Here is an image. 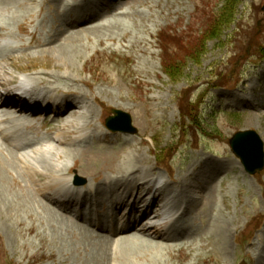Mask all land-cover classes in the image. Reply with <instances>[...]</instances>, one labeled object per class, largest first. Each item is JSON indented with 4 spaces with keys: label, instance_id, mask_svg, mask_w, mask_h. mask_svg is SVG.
I'll return each instance as SVG.
<instances>
[{
    "label": "rangeland",
    "instance_id": "rangeland-1",
    "mask_svg": "<svg viewBox=\"0 0 264 264\" xmlns=\"http://www.w3.org/2000/svg\"><path fill=\"white\" fill-rule=\"evenodd\" d=\"M73 1L0 0V59L8 56L0 60V74L21 78V71L37 72L27 76L36 83V76L46 73L61 89L59 96L70 90L86 101L85 119L79 120L89 123L85 148L70 146L82 140L83 134H77L83 129L60 134V120L55 130L28 133L49 148L41 151L49 166L32 160L30 149L23 152L26 158L46 173L45 181L62 178L61 172L70 169L92 187L128 169L143 175L145 170L162 188L153 199L157 203L163 197L158 207L170 200L184 210L167 215L178 219L171 240L137 229L140 222L133 220L128 238L134 237L119 240L114 264H264V169L249 175L229 147L236 131L252 129L264 150V0H80L100 9L101 18L89 26L93 31L67 26L79 5ZM228 3L234 6L230 19L207 39V24L217 13H228ZM23 26L28 32H22ZM205 38L197 48L196 42ZM34 42L42 44L35 48ZM113 109L129 115L134 134L103 126ZM67 148L75 151L67 153ZM0 156V162L9 161ZM158 161L164 164L160 168ZM15 166L9 164L2 173L6 194L0 198V264H108L112 241L103 246L91 225L70 220L66 209H52V200L35 192L40 184L36 176ZM109 184L104 191L89 192L91 201L83 195L91 211H84L85 216L104 214L107 199L119 213L128 210L113 204L117 195L108 191ZM64 205L78 209L68 201ZM244 231L248 236L237 244Z\"/></svg>",
    "mask_w": 264,
    "mask_h": 264
},
{
    "label": "bare ground",
    "instance_id": "bare-ground-1",
    "mask_svg": "<svg viewBox=\"0 0 264 264\" xmlns=\"http://www.w3.org/2000/svg\"><path fill=\"white\" fill-rule=\"evenodd\" d=\"M12 1L13 0H6L7 3L12 2ZM15 1L20 2L22 0H15ZM75 1H78V0H75ZM78 3H79V5L77 7V12L74 14V16H73L72 19L70 18V20L68 21L67 26H70V28H71V26H73L74 28H76V27H80L81 28L82 27L84 30L93 31L94 26L93 27L92 26L89 27V26L91 24H93L94 21L98 18L99 11L96 10V9L90 8L88 6V4H86V3H82L80 1H78ZM64 25L66 27V24H64ZM95 28L97 30V27H95ZM98 28H100V27L98 26ZM60 34H59V36H60ZM69 35H71L72 36L71 38L74 39L73 38L74 35H72V34H69ZM64 37H65V35H64ZM53 38L54 37H52V39ZM62 41H63V39H62ZM36 42H34V47L35 48H37L38 46H40L42 44L41 43V44H38V46H35V43ZM37 43H39V42H37ZM48 43H50V42L48 41ZM51 43H53V42H51ZM45 44L47 45V43H45ZM66 44H68V43H66ZM51 45H49V46H51ZM58 49H60V48H58ZM62 53H64V55H65L66 52H62ZM33 77H35V76L33 75ZM51 79L52 78H51V76L49 74L48 75L42 74L40 76H37L38 83L36 85H33V91L29 94V98L33 99V101L37 100L38 98H37V95H36V93L34 91L37 90V86L38 85L45 86V94L43 96V100L44 101H51V103L45 102V103H43V105H45V104L47 105V111L48 112L49 111H53V109H54V108H52L53 106L56 107V111H55V113H56L55 114V116H56V122H59L60 120L63 122L62 127L60 126L61 129L56 130V131L58 133H60V134L61 133H65V132L66 133L73 132L75 134L76 132L81 131L82 129H84L83 128L84 127V124H87V122L80 123V121H79L80 118H84L85 117V115H84L85 111H82L84 109V106H85V103H86L84 97L80 96L81 94H77L76 92H73V91H70V90L69 91H65L64 92V96L62 98H58L56 96L53 97L52 96V92L59 91V88L52 85L53 81ZM29 80H31V79H29ZM2 85L0 84V86H2ZM15 97L16 98H19V96H15ZM20 103H22V100H20ZM14 106H16L15 105V102L5 100L4 97L0 94V142H1L0 143V155L2 153V155L4 157H6L7 159H9V161H5L6 163L0 162V198H2L6 194V191H5L6 188L4 189V184H5V179L6 178H5V176L2 173H3V170L6 171V172H8L9 171L8 165L11 164V165L20 166L24 170H26L28 173H30L32 175H35L36 176V182L37 181L40 182L39 185L37 183L38 187L35 188V192L37 194H40V195L46 194V197L50 201L52 200L51 201L52 203H53L54 200H53L52 197H49L48 191H53L54 190V192L61 194L60 196L67 195V197L69 199H71L72 201L74 200V202L77 205H80L82 207V203H81L80 199H81V197H83V195L87 194L86 197H90L89 196V192L91 194L94 191H98V192L100 190H103L104 191L105 187H103V185H105V184L107 185L110 182L109 185H111V186L110 187L106 186V187L108 188V191H110V190L113 189L114 190L113 192L115 193V195H117L116 198L114 200H112V202H113V204L115 206L116 205H124V206H122V209H124V208L128 209V212H127L128 214L133 210V208L134 209H137L138 208V205L137 204H140L141 201H142L139 198H144L145 197V195L150 190V185L149 184L153 181V178L150 177V174H148L149 172L147 173L145 170H144V175L143 174H140V173L137 174L136 172L133 173V174H131L132 171H130V169H128L127 171H125L126 172L125 174L122 173V172H119L118 173L119 175L117 174V177H115V176L114 177H110V180L109 181H105L106 178L104 180H99L100 181V185H98L96 187L95 186L92 187L90 185L89 187L86 188V190H85L84 193H82V191H79V190H81V187L78 186V185L67 186L68 185V180L66 178H57L55 176H50L51 179L49 178V181H45L48 178V176L46 175V173L43 174L41 172H38L37 169L31 163V161L34 160L36 163H41L42 165L46 166L47 164L50 163L49 158H47V154L45 153L46 152L45 150H44L45 152H41L43 150L42 148L36 149V150L31 149V148H33L34 145H36V142H33L29 138V136L24 132V130L27 127L31 126V124L26 120L27 115L24 112L21 111L19 114H15L14 111L10 110ZM81 111L83 112L82 114H81ZM86 111L89 112L90 110L89 111L86 110ZM75 121H78L79 123H77V125L72 126V124ZM11 122H13V124ZM44 126H45V128L47 130H53V129L55 130V128L57 127V125H54L53 123H48V124H45ZM69 127H73L74 129L69 132V131H67V128L69 129ZM55 137H57V136H55ZM62 141L63 140H61V142ZM82 141H83V139L82 140L75 139L72 142H70V146L71 147L72 146H75V145L81 143ZM64 144H65V142H64ZM27 149H30V151L32 152V155L35 154V157L32 160L29 159L30 157L29 158H26L28 155L25 156V153H23L24 150H27ZM66 151H67V153H72V152L75 151V149L74 148L73 149L67 148ZM34 161H32V162H34ZM132 161H130V160L127 161V164L128 163H131ZM47 166H49V165H47ZM126 167H129V166H126ZM126 167H124L125 170L127 169ZM18 170H19V168H18ZM139 170L140 169H138L136 171H139ZM52 180H54V181H52ZM36 182L33 181V184H36ZM187 187L185 186V188H187ZM137 190H138V192H137ZM139 191H141L144 196L141 193H139ZM133 192H136V195L139 194V196H136V200L132 197V193ZM155 192L156 193H154L153 199L155 198V195H158L159 196L160 194H162V188L156 190ZM174 193H175V191H174ZM118 195H120L121 197H118ZM97 199H100V198L99 197H96V200ZM153 199H152V203L153 202L156 203ZM180 201H181V199H180ZM85 203H87V202H85ZM164 206H167V205H164ZM177 206H178L177 203H175V204H172L170 206V208L171 209H175ZM116 208H118V207H116ZM148 209L149 208H147V210ZM179 209H180V207H179ZM183 211L184 210H182L181 213H183ZM53 212L54 211H52V213ZM126 214H124V215H126ZM101 217H104L106 220H102L103 218L101 219ZM101 217L100 218L99 217L98 218H95L94 219V224L100 230L103 229V228L105 229V227H109L110 228V231L108 233L109 234L113 233V236H116V234H118V233H119V235L120 234H125V236L120 237L119 240L120 239H123V238L129 239L128 237H130V235L133 233L131 231L133 229V225H132V223L130 224V220H131L130 219V216H126L125 218H121L118 221H116V219H114L111 215H109L108 217H107V215H103ZM77 218H80V220H81L80 215ZM177 220L178 219L173 220L169 224H167V226H166L167 228L164 229L161 234L160 233H157L158 236L159 235L160 236H165V237H168V238H166V240H171L170 238H171V236L173 234L172 232H174V231L173 230L171 231L170 229H171V226L172 225L175 227V224H176ZM84 222L86 224H89L86 221H84ZM89 225H91V224H89ZM219 225H221V224H219ZM165 230H168L170 232H167ZM222 231L224 233L223 234L224 236L226 235V233H228V231H226V229L224 227H223ZM91 234H93V233L91 232ZM97 237H99L101 239V243L103 244V246H106L107 241L108 242L109 241L110 242L111 241L113 242L112 238H108L107 235L101 237V236H98V234H97ZM102 247H100L99 250H102L101 249ZM105 255L103 257H105Z\"/></svg>",
    "mask_w": 264,
    "mask_h": 264
},
{
    "label": "water",
    "instance_id": "water-1",
    "mask_svg": "<svg viewBox=\"0 0 264 264\" xmlns=\"http://www.w3.org/2000/svg\"><path fill=\"white\" fill-rule=\"evenodd\" d=\"M118 117L123 116L124 114L117 112ZM127 118V115H124ZM119 119V118H118ZM116 121L108 122V126L113 130H123L133 132L134 130L129 127L128 120H125L122 123ZM230 146L232 151L240 158L241 163L244 169L250 173L254 174L255 172L263 169L264 166V152H263V143L260 140L259 136L251 130L240 131L233 135L230 139Z\"/></svg>",
    "mask_w": 264,
    "mask_h": 264
},
{
    "label": "trees",
    "instance_id": "trees-1",
    "mask_svg": "<svg viewBox=\"0 0 264 264\" xmlns=\"http://www.w3.org/2000/svg\"><path fill=\"white\" fill-rule=\"evenodd\" d=\"M229 3H232L233 2V0H229L228 1ZM228 3V8H229V11H228V13L227 12H219V13H217L214 17H213V19H212V21L211 22H209L208 24H207V26H206V34H205V36L206 35H208V36H214L218 31H219V29L221 28V25H225L226 24V22H228V20L230 19V17H229V14H230V8H234V6L233 5H231V4H229ZM227 4V3H226ZM210 23H213V28H211V30L209 31L208 29H207V27H209V24ZM208 31V32H207ZM205 32V31H204ZM219 33V32H218ZM208 36H206V38L208 39ZM199 38V37H198ZM197 38V39H198ZM206 38L205 39H202L201 41L200 40H198L197 42H196V45L198 46V43H199V46L197 47V48H202L201 46H203L204 44H205V42L207 41L206 40ZM180 47V46H179ZM165 72H166V69L164 70ZM168 73H170L171 75H172V71L170 72V71H167Z\"/></svg>",
    "mask_w": 264,
    "mask_h": 264
}]
</instances>
